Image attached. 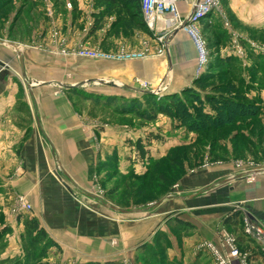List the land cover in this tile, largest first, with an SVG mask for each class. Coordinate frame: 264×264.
I'll return each instance as SVG.
<instances>
[{
  "label": "crops",
  "instance_id": "crops-1",
  "mask_svg": "<svg viewBox=\"0 0 264 264\" xmlns=\"http://www.w3.org/2000/svg\"><path fill=\"white\" fill-rule=\"evenodd\" d=\"M77 3L78 16L68 17L64 31L69 47L96 40L97 46L105 49L107 38L115 31L116 19L113 15L106 17L96 29L101 9L95 6V0ZM180 9L185 16L190 13L186 4H181ZM59 23L63 25L64 21ZM164 30L159 25L155 34ZM147 33L158 45L150 30ZM164 34H167L165 58L128 64L61 57L53 47L40 50L14 42L23 50L25 77L17 52L0 44V217L3 220L0 232L4 231L0 254L3 259L6 253L16 256L21 251L19 241L25 235V222L29 218L36 219L47 234L51 248L49 264H148L151 252L143 253L142 247L148 243L153 248L164 237L169 251L167 258L162 259L171 264H211L198 246L213 240L224 219L231 227L239 226L236 214L235 219L227 217L230 210L245 206L244 214H251L254 220L264 224V208L259 209V198L264 196V174H258L252 184H247L239 180L243 178L240 175L234 177L233 169L205 171L182 183L185 189L197 191L222 182L218 189L215 187L211 193L191 201L190 208L197 206L200 208L197 211L206 212L198 214L190 209L193 211L190 215L164 218L159 207L147 208L148 215L154 212L153 218L122 235L117 224L81 205L82 200H88L97 204L100 211L115 212L106 207L114 205L96 193L97 170L115 163L123 175L142 174L148 163L140 159L129 137L124 139L123 150H118L119 131L85 116L79 111L80 102L101 105L104 96L133 99L137 80L160 91V97L180 94L195 82L197 56L191 40L180 30ZM49 36L37 40L50 46ZM67 75L72 79H67ZM100 81L105 84H99ZM96 85L99 86L95 92L88 90ZM160 143L144 144L153 159L160 156L157 154L160 149L156 148L162 146ZM116 150L119 156L114 155ZM19 197L26 198L33 206L30 216L10 215L11 206ZM235 210L240 213L241 209ZM113 239L119 241L117 247L112 245ZM246 240L240 236L239 242L243 244ZM256 249L252 262L264 264L263 255ZM205 259L207 262L202 263Z\"/></svg>",
  "mask_w": 264,
  "mask_h": 264
},
{
  "label": "rangeland",
  "instance_id": "rangeland-1",
  "mask_svg": "<svg viewBox=\"0 0 264 264\" xmlns=\"http://www.w3.org/2000/svg\"><path fill=\"white\" fill-rule=\"evenodd\" d=\"M9 2L8 7L4 10L0 9V40L2 41L17 42L24 47L40 50L53 47L59 56L67 58H79L77 54L81 47L115 56L122 51L138 53L148 50L149 53L144 60L134 62H143L157 57L165 58V54L160 55L159 47L154 39L149 38L148 33L136 25L137 21L134 23L133 19L131 20V12L126 13L122 10L112 16L117 22L114 25V36L107 38L104 44L105 49L102 46L98 47L94 39L91 44L81 45L77 42L69 47L70 42L64 31L68 25V17L72 14H75L72 15L75 18L78 16V0H9ZM74 4L77 8L76 12L73 11L75 10ZM217 9L219 10L214 12L211 18L204 21L211 22L212 25L208 28L201 25L198 29L205 43L207 66L198 74L196 61L195 81L200 78L204 79L206 76H214L205 87H202L203 92L213 93L215 88L216 93L229 95L239 100L248 96L250 101L247 100V102L255 103L259 109L256 115L237 118L230 128L191 131L187 129L188 125L183 124L171 112L154 110L150 100L143 99L140 94V91L145 89L138 86L141 83L139 80H137L139 82L136 81L134 88L132 87L135 98L139 99H136L134 104L108 100L104 96L100 99V102H103L101 105H96L91 101H83L78 105L79 111L85 116L119 131L118 150H123L126 137H129L127 139L134 145L140 140L143 143L146 142L149 136L154 140L162 139L161 143L153 142L162 144L156 147L160 149L157 153L160 154L157 159L158 163L152 168L148 166L145 173L124 177L115 163H110L111 166L103 165L97 170L96 193L120 210L126 212L135 210L140 213L124 214L116 211L107 212L104 209L100 211L96 209L97 204L91 201L82 200L83 203L81 202V205L88 211L108 222L117 224L121 235L128 233V229L132 230L134 226L138 228L147 218H153L154 212L148 215L147 210L145 211L147 208L159 207L158 210L164 218H175L181 214L190 215L193 213V211L192 213L188 211L190 209L198 214L206 212L207 210L197 211L199 208L197 206L195 209L190 208L191 201L197 196L203 197L211 193L215 187L218 189L223 185L222 182L197 191L188 190L182 186L188 178L198 176L202 172L233 169L236 170L234 177H237L251 170L252 167H258L259 170L262 169L259 175L264 174V0H219ZM59 21H64L63 25ZM94 25L91 22V28H94ZM47 35H50V46H44V42L37 40L41 37L45 39ZM218 58H232L228 59L229 68H226L224 64L213 65ZM67 79H72V76L67 75ZM236 79L240 81L237 83ZM24 84L27 88V83ZM142 84L149 85L150 89L153 88L147 82H142ZM97 86L99 85L90 86L88 90L93 89L95 92L98 90ZM154 97L161 99L158 98L159 95ZM187 101L189 106H196L191 101ZM125 108H128L129 113L120 111ZM145 113L146 117L143 116ZM118 150L114 152L115 156H119ZM257 176L255 174L245 175L239 180L252 184ZM190 196L192 198L189 199ZM168 197L171 199H167ZM15 201L10 210V215L13 216L15 214L12 209L16 208ZM27 202L30 203L28 200ZM157 204L159 205L156 206ZM260 208H264V196L259 198ZM235 209H241L240 213H237ZM245 209V206H237L227 213L228 218L235 219V214L237 215L236 219H239L240 223L238 227H231L224 219L218 232L212 238L213 240H206L199 244V251L205 255L206 259H209L211 264H241L242 259H246L248 264H254L252 257L256 246L259 255H263L258 243L245 233H250L249 228H251L246 220V214L242 212ZM257 226L264 229V224L260 220ZM24 233L27 234L26 230ZM240 236L247 239L243 244L239 242ZM165 238L167 237L155 242L157 258H167L166 254L169 250H167L168 240ZM19 245L21 251L16 256L13 253H6V258L3 259L1 253L0 264H49L47 260L50 247L43 255V245L31 249L30 237L25 235H22ZM112 245L117 247L119 241L113 239ZM39 254H42V257H38ZM140 256L143 258V253H140ZM262 257L264 258V255ZM206 259L202 263H206ZM151 264L171 263L167 259H161V262L153 261Z\"/></svg>",
  "mask_w": 264,
  "mask_h": 264
},
{
  "label": "trees",
  "instance_id": "trees-1",
  "mask_svg": "<svg viewBox=\"0 0 264 264\" xmlns=\"http://www.w3.org/2000/svg\"><path fill=\"white\" fill-rule=\"evenodd\" d=\"M10 4L9 0H0V9H5ZM75 5V4H74ZM95 6L101 10H99V14L97 15V22H96V29L97 24L100 23L104 18L114 15L117 12H121L122 10L126 13L131 12V20L136 22L140 28L144 29L148 32L145 23L142 19V11L140 0H95ZM75 10L77 11L76 5L74 6ZM117 22V20H116ZM204 27L208 28L211 26V22H203L202 24ZM222 37V34L220 35ZM256 58L255 55H253ZM228 59L232 58H218L213 65L216 64H224L226 68H229ZM254 68V67H253ZM214 76H206L204 79L200 78L195 81L194 86L191 88L185 89L181 94H174L165 97H158L161 99H157L154 97L155 95H142L143 99L150 100L151 104H153V109L158 110L160 112H171L172 115L178 117L183 124L188 125V130L191 131H209V130H218V129H225L232 127L234 125L237 118H243L246 116H254L256 115L257 110H259L254 103L247 102L250 101L248 96L245 99H237L235 97L225 95V94H218L215 91L213 93H206L202 91V87H205L206 84L212 79ZM239 82L240 79H236ZM233 84V82L231 81ZM228 89V86H227ZM248 95V93H247ZM139 100L138 98H133L128 100L122 96H110L108 100H114L119 102H131L134 104L135 100ZM159 100V101H158ZM191 101L196 106H189L188 101ZM141 105V104H140ZM124 113H129L128 108L120 109V111ZM146 112V111H145ZM174 113V114H173ZM147 114L145 113V115ZM162 139H152L151 136L147 138L146 142H142L141 140L135 143L137 152L141 160H146L148 166L152 168V166L158 163L157 159H153L150 157V151L147 150L145 143L151 144L154 141L160 142ZM148 146V145H147ZM148 158V159H147ZM147 166V168H148ZM149 168V172L151 169ZM138 175L134 172H131L124 177L127 176H135ZM2 219L0 217V225L2 224ZM182 224L178 222V224ZM25 230H26V237H30V248L34 249L38 245H43V255H45L46 249L49 247L47 234L43 228L40 227L38 221L33 218H29L25 222ZM0 232V240L1 234ZM47 242V243H46ZM158 242V241H156ZM151 252L150 258H148V263L151 264L153 261L158 262L159 258H157V251L156 246L152 248V246L144 245L142 247V252ZM144 253V252H143ZM38 257H42V254H39ZM162 259V258H160ZM86 264H101L90 262ZM105 264H120L118 262H111Z\"/></svg>",
  "mask_w": 264,
  "mask_h": 264
},
{
  "label": "built area",
  "instance_id": "built-area-1",
  "mask_svg": "<svg viewBox=\"0 0 264 264\" xmlns=\"http://www.w3.org/2000/svg\"><path fill=\"white\" fill-rule=\"evenodd\" d=\"M218 2L219 0H140L143 22L154 35L158 43L160 55H164L167 50V34L164 33L172 30H180L190 37L189 39L192 40L195 46L198 63L197 71L198 74H200L207 66V53L205 51V43L200 37L198 29L207 18H211L210 16L214 15L213 13L219 10L217 9ZM181 4H186L190 8V13L187 16L181 13ZM159 25H163L165 30L157 35L155 32ZM147 51L145 50L144 52L138 53L122 51L115 56L102 53L101 51L87 50L81 47L77 57L81 59L125 63L144 60L149 53ZM141 85L145 90L154 91L150 89L147 84L141 83ZM259 172H262V169L259 170L258 167H252L251 170L241 173L240 176L258 175ZM15 202L16 208L12 209V212L15 214L14 216H30L33 213V206L23 197L17 198ZM245 217L251 225V228H249L250 233H245L249 238L258 243L259 247H261L260 251L264 255V229L258 227L257 221L251 219L247 214ZM215 257H217V254H215ZM241 264H248V262L246 259H242Z\"/></svg>",
  "mask_w": 264,
  "mask_h": 264
},
{
  "label": "water",
  "instance_id": "water-1",
  "mask_svg": "<svg viewBox=\"0 0 264 264\" xmlns=\"http://www.w3.org/2000/svg\"><path fill=\"white\" fill-rule=\"evenodd\" d=\"M0 44L1 45H5L6 47L12 49V50H15L18 54V58H19V63H20V67H21V70H22V74L23 76L25 77V65H24V58H23V50L21 48V46H19L18 44H15V43H12V42H6V41H2L0 40ZM99 84H105V82L103 81H100ZM28 86H30L28 84ZM61 87H66V85L64 86H61ZM69 88V87H68ZM73 88H78V86H73ZM159 91V90H158ZM160 92V91H159ZM157 91H148V90H143V91H140V94L142 95H160L161 93H159ZM167 199H171V197H168ZM159 204H157L156 206H158ZM107 208H110L112 210H115L119 213H129V212H126V211H123V210H120L119 208L117 207H114V206H107ZM133 213H140L139 211H135ZM248 216L254 220V217L251 215V214H248Z\"/></svg>",
  "mask_w": 264,
  "mask_h": 264
}]
</instances>
